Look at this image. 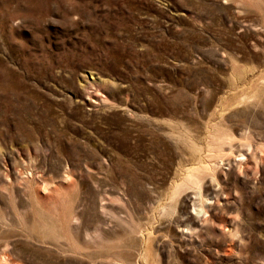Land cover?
<instances>
[{
    "label": "rangeland",
    "instance_id": "1",
    "mask_svg": "<svg viewBox=\"0 0 264 264\" xmlns=\"http://www.w3.org/2000/svg\"><path fill=\"white\" fill-rule=\"evenodd\" d=\"M0 264H264V0H0Z\"/></svg>",
    "mask_w": 264,
    "mask_h": 264
}]
</instances>
